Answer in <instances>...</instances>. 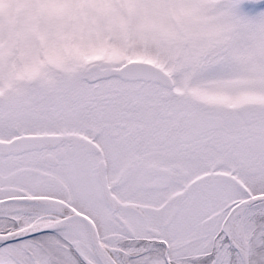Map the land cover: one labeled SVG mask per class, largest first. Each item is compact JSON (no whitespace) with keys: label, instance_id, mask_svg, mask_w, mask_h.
I'll use <instances>...</instances> for the list:
<instances>
[{"label":"snow or ice","instance_id":"1","mask_svg":"<svg viewBox=\"0 0 264 264\" xmlns=\"http://www.w3.org/2000/svg\"><path fill=\"white\" fill-rule=\"evenodd\" d=\"M0 264H264V0H0Z\"/></svg>","mask_w":264,"mask_h":264}]
</instances>
